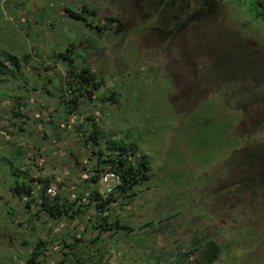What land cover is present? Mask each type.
Returning <instances> with one entry per match:
<instances>
[{
    "label": "rangeland",
    "instance_id": "1",
    "mask_svg": "<svg viewBox=\"0 0 264 264\" xmlns=\"http://www.w3.org/2000/svg\"><path fill=\"white\" fill-rule=\"evenodd\" d=\"M71 44L100 81L78 109ZM5 52L32 59L0 76V264H264V0H0ZM93 121L153 172L124 203L135 232L99 240L94 209L48 217L12 173L73 199Z\"/></svg>",
    "mask_w": 264,
    "mask_h": 264
},
{
    "label": "trees",
    "instance_id": "2",
    "mask_svg": "<svg viewBox=\"0 0 264 264\" xmlns=\"http://www.w3.org/2000/svg\"><path fill=\"white\" fill-rule=\"evenodd\" d=\"M254 2V0H253ZM86 8V7H85ZM121 25V24H120ZM120 25L118 27H120ZM98 28L101 26L97 25ZM75 47L71 44L67 47L66 51L59 52V55L63 59H68L69 63L73 62L75 58L72 55L68 56V52H73ZM32 59V54L25 53L19 56L14 53L5 52L0 54V76L15 75L20 71L24 64H29ZM77 69L74 71V69ZM71 74L70 82L66 83L69 87H74L71 93L76 95V91L79 94L74 96L72 102L75 103L74 108L76 109L81 104V96H90L92 91L98 87L100 81L97 79L96 75L92 73V67L86 64H82L80 67L71 63ZM77 86V88H75ZM117 94L113 92L112 95ZM88 98V97H87ZM112 101H117L118 98L111 96ZM68 103V102H67ZM69 109V106L66 107ZM78 109V108H77ZM16 115H19L16 113ZM20 129H23L20 126ZM84 132L87 137L88 142H92L94 148L98 149L96 154V164L94 169H90L94 175L91 176L88 181L93 185L89 194H80L74 199L65 197L62 194H57L51 196L48 193V188L51 185L52 177L38 178L40 182L39 189L34 188L28 181L26 175L28 173L20 167H13L12 173L15 178L14 191L20 194L21 197L26 196L31 198V201L38 205V209L44 215L51 217L53 219H60L63 217H73L75 218L82 211L83 207L88 209L90 206L96 212V218L92 219L93 228L98 231L96 239H100L102 234L110 232V234L116 233L118 230H127L131 232L134 227L127 226L119 218L112 219L110 216V210L112 203L122 200V203L133 202L138 192L136 187L140 184L149 181L153 172L151 171L150 160L148 154H138L137 145L133 142H127L124 139H118L113 135L102 132L99 123L93 121L91 128H85ZM109 135V136H108ZM99 147V148H98ZM21 150L17 151V155H21ZM22 156V155H21ZM19 156L17 160H19ZM107 166H110L113 171H115L120 176V183L115 188L114 192L105 197L99 188L100 179L102 175L106 172ZM61 186L65 185L63 182H58ZM87 197L89 202L87 204L79 203L83 198ZM106 212V214H105ZM67 243V242H66ZM68 244V243H67ZM212 244H215L212 242ZM69 246H71L69 244ZM195 250H192V254ZM38 252H33L29 258L30 261L35 262ZM84 263V262H82Z\"/></svg>",
    "mask_w": 264,
    "mask_h": 264
},
{
    "label": "crops",
    "instance_id": "3",
    "mask_svg": "<svg viewBox=\"0 0 264 264\" xmlns=\"http://www.w3.org/2000/svg\"><path fill=\"white\" fill-rule=\"evenodd\" d=\"M69 187H70V185H69ZM92 187H93V185L91 184V183H89L88 181H85V182H82V181H79L78 182V184H75V185H72L71 186V188H74L75 189V196H74V198L76 197V196H78V195H80V194H85L86 196L89 194V191L92 189ZM99 188H100V190H102V185L101 184H99ZM66 197V196H65ZM69 198V197H68ZM73 198V199H74ZM71 199V198H70ZM89 202V200H88V198L87 197H85V198H83V199H81L80 201H79V203H84V204H87ZM120 205H122V206H120ZM87 208V206L86 207H83V212L85 211V209ZM89 208H92L91 206L89 207ZM88 208V209H89ZM131 208V205H125L124 203H122V200L121 201H118V202H115V203H112V205H111V210H110V216H111V218L112 219H116V218H119L120 220H121V222H123L124 224H126L127 226H132V227H134V230L133 231H131V232H128L127 230H124V231H127L128 233H132V232H135V225L134 224H136L138 221H135L134 220V218H132L131 216L129 217V216H127L125 213H127L128 212V210ZM113 211H115V214L113 213ZM82 212V211H81ZM95 212V211H94ZM123 214H125V215H123ZM79 215V214H78ZM96 215V212H95V214H94V216ZM92 219H93V217L92 216H90ZM125 217V219H123ZM145 224H147V223H144L143 225H142V227L143 226H145ZM93 226V225H92ZM123 230V229H122ZM107 233V232H106ZM108 233H110V232H108ZM117 233V232H116ZM97 234H98V231L96 230V236H97ZM105 234V233H104ZM126 243V242H125ZM213 245H215V244H213ZM214 247V246H213ZM210 248H212V247H210ZM209 248V249H210Z\"/></svg>",
    "mask_w": 264,
    "mask_h": 264
},
{
    "label": "built area",
    "instance_id": "4",
    "mask_svg": "<svg viewBox=\"0 0 264 264\" xmlns=\"http://www.w3.org/2000/svg\"><path fill=\"white\" fill-rule=\"evenodd\" d=\"M119 183H120V176L110 167V169L106 170V172L102 175L100 179V184L102 185L101 192L105 197H107L109 196V194L114 192L115 188L119 185ZM48 193L51 196H55L57 195V189L53 186H50L48 188Z\"/></svg>",
    "mask_w": 264,
    "mask_h": 264
}]
</instances>
